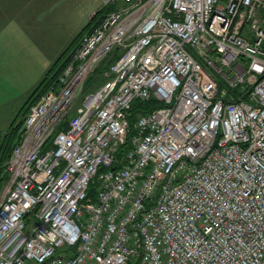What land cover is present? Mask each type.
I'll return each mask as SVG.
<instances>
[{
  "label": "built area",
  "instance_id": "obj_1",
  "mask_svg": "<svg viewBox=\"0 0 264 264\" xmlns=\"http://www.w3.org/2000/svg\"><path fill=\"white\" fill-rule=\"evenodd\" d=\"M105 5L23 118L0 264H264V0Z\"/></svg>",
  "mask_w": 264,
  "mask_h": 264
},
{
  "label": "crops",
  "instance_id": "obj_2",
  "mask_svg": "<svg viewBox=\"0 0 264 264\" xmlns=\"http://www.w3.org/2000/svg\"><path fill=\"white\" fill-rule=\"evenodd\" d=\"M65 13L64 0H0V90L36 87L58 57L50 51Z\"/></svg>",
  "mask_w": 264,
  "mask_h": 264
},
{
  "label": "trees",
  "instance_id": "obj_3",
  "mask_svg": "<svg viewBox=\"0 0 264 264\" xmlns=\"http://www.w3.org/2000/svg\"><path fill=\"white\" fill-rule=\"evenodd\" d=\"M114 5L101 7L96 11V13L89 19V21L75 34L72 40L65 46L63 51L58 55V57L53 61L52 65L47 69L46 73L43 75L39 83L30 93L28 98L25 100L23 105L17 111L16 115L9 123L8 127L2 131L0 130V190L2 189L8 173H7V162L11 157V153L13 148L20 142L22 130L21 125L23 123V118L29 109V107L36 102L39 96L48 91V90H56V81L57 75L63 66L66 64L69 58L70 52L78 45L81 36L87 32H90L91 29L99 22L102 18L103 14L109 10H112ZM264 46V45H263ZM118 53L112 51L107 57H105L98 67L91 73L95 74L93 78V82L99 81L101 79V73L104 69L108 68V66L117 58ZM90 74V75H91ZM90 75L86 82V88L90 89L92 84H89ZM92 82V83H93ZM157 100L154 98H149L146 101L135 100L131 104V109L129 112V121L135 120L138 112L145 111L151 107L157 106ZM65 124L61 125L60 128H63ZM57 128L56 130H58ZM53 139V135H51L45 144L42 146L45 149L47 146L51 145Z\"/></svg>",
  "mask_w": 264,
  "mask_h": 264
},
{
  "label": "rangeland",
  "instance_id": "obj_4",
  "mask_svg": "<svg viewBox=\"0 0 264 264\" xmlns=\"http://www.w3.org/2000/svg\"><path fill=\"white\" fill-rule=\"evenodd\" d=\"M64 6L67 8V13L64 15L62 27L57 30V43L53 45V50L50 51L53 58L59 55L97 9L107 5H105V0H64ZM94 77V73L90 75L89 84H92ZM33 80L31 79L27 84L16 86L14 89L10 87L6 90H0V130L4 131L8 127L18 109L35 88L34 85L37 81L30 86ZM79 103L80 100H77L75 105ZM4 185L0 190V197L4 192Z\"/></svg>",
  "mask_w": 264,
  "mask_h": 264
}]
</instances>
